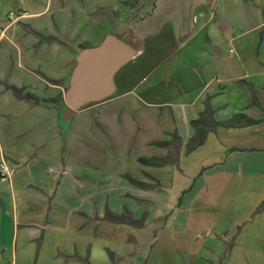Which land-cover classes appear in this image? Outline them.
I'll return each instance as SVG.
<instances>
[{"label": "crops", "instance_id": "0c3cea01", "mask_svg": "<svg viewBox=\"0 0 264 264\" xmlns=\"http://www.w3.org/2000/svg\"><path fill=\"white\" fill-rule=\"evenodd\" d=\"M84 1L91 2L92 7L84 10L76 6ZM120 3L125 5L127 16L118 14ZM141 4V0H76V3L75 0H0V227L2 218L10 215L14 224L9 243L0 239V264H17L19 228L29 248L42 236L43 232L36 229L41 224L34 223V204L57 202L66 180L83 189L88 199L93 192L95 198L101 197L110 187L131 198L132 210H126L121 224L128 223L134 211L138 218L146 210L145 224L163 218L169 225L170 217L181 216L185 210L189 213V196L193 199L202 195L209 199L211 179L217 177L210 173L218 170L222 174L218 176L227 177L249 162L257 164L260 175H264V36L259 56L244 54L237 43L231 49L244 34L264 28V0H193L190 18H183L182 14L164 18L157 15L156 6L144 15H135ZM230 4L234 6L232 15ZM14 10L17 13L11 19ZM251 10L260 17L258 25L255 23L258 17ZM168 25V33L175 31V34L166 33ZM236 26L244 29L238 36L232 35ZM107 35L132 47L136 56L130 61L133 63L126 75L119 79V84L115 83L114 95L75 112L71 120L79 116L73 129L78 135L74 145L71 144L72 150L77 148L76 154L84 156L87 147L98 148L104 141L109 146L123 142L129 156L136 154V162L145 157L165 159L168 154L171 164L178 161V167L152 166L151 170H143V175H134L132 179L138 185L130 184L124 175H103L84 163H79L81 167L73 166L67 160L72 153L67 142L71 123L66 135L59 125L76 54L83 48L99 45ZM171 41L176 50H185L179 55L181 61L175 58L164 73H158V66L143 72V67L154 60L163 46L165 51ZM56 52L66 57L58 73L49 68L53 60L49 59V53ZM167 52L162 61L176 55ZM68 65L72 68L67 72L64 68ZM152 77L154 85L141 89ZM170 81L172 86L167 85ZM206 102L218 123L238 114L256 122L230 128L218 125L201 146L188 152L187 145L195 135L190 122L198 119ZM90 113H96L95 123L87 122ZM173 135L177 143L173 149L161 146L172 140ZM86 138H91L95 146ZM155 144L165 148L164 157L161 158L160 148L157 156L152 154ZM143 152L147 156H140ZM225 152L229 154L226 156ZM230 156H233L231 160ZM199 164L204 175H198ZM87 172L89 175H85ZM252 173L256 175L255 171ZM182 192H187L186 200L177 206L175 201ZM93 206L85 213L96 211ZM122 209L118 205L111 212L119 214ZM44 224L48 227L50 223L46 220ZM158 227L165 228L166 221ZM65 229L58 230L61 237L54 244L57 249L61 242L69 241ZM170 229L176 230V224H171ZM125 235H121L120 242ZM126 236L128 244L134 242L131 234ZM80 239L86 242L85 237ZM140 242L145 244L147 240ZM63 253L74 254L68 250ZM199 254L200 249H195L185 261L181 259L176 264H214L219 258L211 261ZM133 256V252L127 251L124 256H117V262L134 264L128 260ZM249 261L250 257L245 256L240 263ZM81 262L75 255L70 259L63 254L60 264ZM229 262L227 255L221 264Z\"/></svg>", "mask_w": 264, "mask_h": 264}, {"label": "rangeland", "instance_id": "374dc122", "mask_svg": "<svg viewBox=\"0 0 264 264\" xmlns=\"http://www.w3.org/2000/svg\"><path fill=\"white\" fill-rule=\"evenodd\" d=\"M128 1L133 2L134 0ZM160 1L161 4L159 5L158 2ZM192 1L141 0L142 4L137 8L135 15H144L156 6L155 12L157 15L164 16V18L175 15L178 17L181 14L183 18L187 16L190 18L193 14V9L189 8ZM72 5L75 4L72 3ZM76 6L85 10L91 8L92 3L84 1L83 4L78 3ZM230 6V15H232L231 11L234 6L231 4ZM118 8L119 15L127 16L128 12L125 11V5L123 3H120ZM227 11L229 12V10ZM251 12L254 14L253 10ZM13 13L11 19L17 12L14 10ZM51 13H53V9H51ZM255 15L258 17L255 18V23L258 25V19L260 20V17L258 14H254L253 16ZM247 26H250L248 22ZM168 27L169 25L166 27V33H168ZM243 30L242 27L236 26L234 29L235 33L232 32V35L238 36L244 32ZM172 33L175 34V31H169L168 34L171 35ZM263 36L264 28L253 33H246L231 45V49L234 50L237 43L244 49V54L259 56L262 44L261 38ZM170 43L165 51L163 50L164 46L160 49L159 53L154 56V60L146 68L143 67V72H148L152 66H158V73H164L165 67H169L175 58L178 57L181 61L179 55L181 53L184 54L185 50H176V45L173 44L174 42L171 41ZM167 51H170L172 55H176L171 56L170 60L162 61L161 58ZM50 58L53 60L50 61L51 66L49 68L54 72L57 70L62 71V66L64 61H66L65 54L59 52L49 53ZM132 63L130 62L120 69L115 75V83H118L119 79L126 75ZM71 68L72 66L70 65L69 67L68 65L65 66L64 70L68 72ZM173 68L174 66L172 65ZM154 79L152 77L146 83L142 84L141 89L154 85ZM171 82L167 85L172 86ZM90 105L92 106V104L88 106L90 107ZM78 117V115L74 116L73 120H70L65 126L59 124L60 127L64 128L63 134L66 135L69 130V124L71 123L70 126L72 129L67 138L69 145H74L75 136L78 135L73 131ZM87 117L88 120H86L88 123H95L97 118L96 113H90ZM90 139L86 138L87 141H90V144L94 145L93 140ZM168 142H171V139ZM122 145L123 142H119L117 145L109 146L104 141L103 145L100 144L98 148L94 145L97 151L93 147H87L84 156L77 155V148H75V151L72 150L67 160H71L73 166L76 167H81L79 163H84L92 169L96 168L103 175H124V179L132 184L130 181L133 180L134 175H143V170H151L152 164L157 160L152 157H145V159L139 158L138 162H136V154L133 153L132 156H129V153L126 152ZM155 145L157 146V144ZM159 148L161 149L162 158L164 157L162 156V150L165 148L154 147L152 148V154L157 156ZM166 149L168 150L170 148L167 146ZM176 151L177 148H175V153ZM146 153L148 156H151L150 153ZM228 154V152H225L226 156ZM140 156L147 155L143 152ZM169 157L170 154L166 155L165 159H158L161 162L159 166L173 165L178 167V161L171 164L168 160ZM229 158L231 160L233 156ZM141 159L148 160V162L144 163L140 161ZM201 167L202 164H199L198 175H204L205 173L204 171L201 172ZM259 170L257 164L248 162L244 164L243 169L238 170L239 172L233 170L231 175L227 177L218 176L222 175L221 171L218 170L210 173L209 175H216L217 177L211 179L213 188L210 193H207L209 199L203 198L202 195L193 199L189 196L187 200L189 213H187L188 210H185L181 216L176 217L177 215H174L170 217L168 220L170 222L169 225L166 219L165 228L162 227L165 223L163 218L145 224L144 222L147 216L146 210L140 215L141 217L136 218L135 211L134 216H130L132 221L141 226H135L129 222L121 224L119 223L121 221L110 220L106 216V213L114 215L116 220L120 217L123 218L127 215L128 210H132L133 200L123 196V194L114 188L111 189L112 187L104 190L101 197L97 196L95 198L93 192L91 194L92 198L88 199L87 196H84L83 189H79V186L73 184V181L66 180L63 182L60 194L56 197L57 202L52 204L38 202L34 204V223L41 224V227H36V229L39 232L42 231L43 234L36 238L31 248L24 244L25 237L22 238V232L19 228L16 248L19 257L17 258V264H60L63 254L66 258L71 259L75 255L77 258L82 259V262L78 264H118L117 256H124L127 251L133 252V259L130 260L128 258V260L134 264H144L145 261H148L149 264H176L181 259L185 261L188 254L195 249H200L199 255L201 258H208L207 260L214 261L219 256L214 264H221L222 261L224 263L227 260V255H230V262L228 264H242L240 261L245 256L250 257L248 264H264V175H260ZM253 171H255L256 175L252 173ZM81 175L84 174L81 173ZM85 175H89V172ZM217 178L221 180L215 181ZM105 184L106 182L104 181L103 185L105 186ZM186 193L182 192L178 195L175 201L177 206L182 204ZM203 196L205 197L206 195ZM94 204L96 211L94 210L92 214L85 213L88 207L90 205L94 207ZM118 205L123 208L122 212L119 214L111 212ZM99 215L102 218H99ZM46 220L50 223L48 227L44 224ZM181 223L187 224L183 227ZM171 224H176L177 229H170ZM13 226L11 215L2 218L0 227V239L2 243H9L12 239L14 235ZM158 226H161L162 230L158 229ZM64 227L66 228L65 230L68 229L67 232L69 235L67 237L69 241L61 242L57 249L54 244L57 237H61L58 235V230ZM178 229H183V232ZM123 233L133 236L135 243L130 242L131 247H128L130 244L125 241V238L127 240L126 235L123 237V241L120 242ZM80 237H85L86 242L83 243ZM140 239L147 240V242L142 244ZM30 249L31 251L33 250L31 255ZM210 249H212V252H208ZM63 250L73 251L74 254L63 253ZM54 253L56 255L59 253L62 254L55 256ZM21 254L22 258H20Z\"/></svg>", "mask_w": 264, "mask_h": 264}, {"label": "water", "instance_id": "95a60500", "mask_svg": "<svg viewBox=\"0 0 264 264\" xmlns=\"http://www.w3.org/2000/svg\"><path fill=\"white\" fill-rule=\"evenodd\" d=\"M136 56V51L122 40L107 35L94 47L83 48L75 56L69 86L59 118L67 124L76 111L101 102L116 91L115 75Z\"/></svg>", "mask_w": 264, "mask_h": 264}, {"label": "trees", "instance_id": "16d2710c", "mask_svg": "<svg viewBox=\"0 0 264 264\" xmlns=\"http://www.w3.org/2000/svg\"><path fill=\"white\" fill-rule=\"evenodd\" d=\"M87 106L88 105L84 106L82 109L86 108ZM61 107H62V109L65 107L63 102H62ZM255 122H256L255 120L249 119L245 115L238 114V115H234L230 120H228L226 122L218 123L214 120L213 111L210 109L209 104L206 102L204 110L200 113L198 119L190 122L191 127L195 131V135L192 139H190V141L187 145V150H188V152H191V151L195 150L196 148H198L199 146H201L204 143L208 133L211 130L215 129L218 125L230 128V127H239V126H249V125L254 124ZM60 124H62V123H60ZM62 125L65 126V124H62ZM175 141H176V137H175V135H173L171 142L163 143V144H161V146H166V147L168 146L170 149H173L175 147V144H177ZM156 160L157 161H154V163L152 164L153 166H159L160 165L161 162H159L158 159H156ZM140 161H143L144 163L148 162V160H143V159H141ZM130 182L133 185H138V183H136L133 180H131ZM106 216L110 220H113V221H121V218H122V217H120L118 220H116V217L110 213H106ZM128 222L132 225H135V226H141V225H138V223L132 221L130 218H129Z\"/></svg>", "mask_w": 264, "mask_h": 264}]
</instances>
